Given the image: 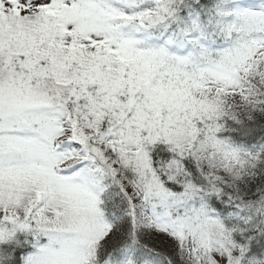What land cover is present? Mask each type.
<instances>
[{"label": "snow or ice", "instance_id": "snow-or-ice-1", "mask_svg": "<svg viewBox=\"0 0 264 264\" xmlns=\"http://www.w3.org/2000/svg\"><path fill=\"white\" fill-rule=\"evenodd\" d=\"M0 264H264V0H0Z\"/></svg>", "mask_w": 264, "mask_h": 264}]
</instances>
